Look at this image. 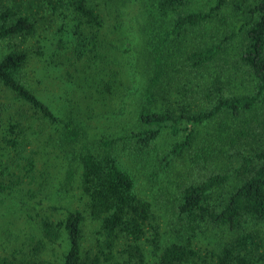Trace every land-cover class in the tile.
<instances>
[{
	"label": "trees",
	"instance_id": "16d2710c",
	"mask_svg": "<svg viewBox=\"0 0 264 264\" xmlns=\"http://www.w3.org/2000/svg\"><path fill=\"white\" fill-rule=\"evenodd\" d=\"M60 1L37 88L0 0V264H264V0Z\"/></svg>",
	"mask_w": 264,
	"mask_h": 264
},
{
	"label": "rangeland",
	"instance_id": "374dc122",
	"mask_svg": "<svg viewBox=\"0 0 264 264\" xmlns=\"http://www.w3.org/2000/svg\"><path fill=\"white\" fill-rule=\"evenodd\" d=\"M22 0L16 2V0H2V3L8 4H20ZM24 7H28L30 5L34 6L35 11L40 15L38 17L40 24L39 25V36L29 38L28 42L25 46H28L27 49L30 53V61L26 66L25 73V82L30 86L38 88V85L42 84H68L69 77L68 72L62 67L63 63L65 65H69L70 63L77 62V53L74 52L75 46L73 42H75V38H78L76 35H73L71 30L70 18L63 19L64 16H61L59 13L65 9L66 13H69L63 3L59 0L56 3L53 2L52 6L44 4L41 0H23ZM16 2V3H15ZM57 8L54 12L53 8ZM44 16V17H42ZM54 24V25H53ZM64 24V25H63ZM65 26L66 28L59 31V27ZM59 28V29H58ZM121 28L118 29V32ZM117 32V33H118ZM115 33V34H117ZM73 35V36H72ZM75 37V38H74ZM118 35H114L113 38H117ZM17 43H21L20 41H16ZM62 43V48L59 47V44ZM125 45V43H124ZM74 46V48H73ZM126 46H128V41L126 42ZM8 48L7 43H3L1 45V49L6 51ZM58 55V57H56ZM71 60V61H70ZM60 65L59 70L55 69L54 65ZM46 67V68H45ZM44 69V72L42 71ZM76 74V73H74ZM48 75V76H46ZM77 77V76H76ZM45 87V85H44ZM47 94V93H46ZM144 185L141 187L144 189L146 181L143 179ZM147 192V196L149 194V198H152L153 194H151L150 189L144 191ZM155 206L157 202L152 198ZM156 211L162 212L158 206L154 207Z\"/></svg>",
	"mask_w": 264,
	"mask_h": 264
}]
</instances>
